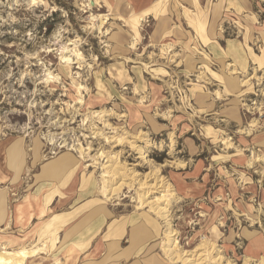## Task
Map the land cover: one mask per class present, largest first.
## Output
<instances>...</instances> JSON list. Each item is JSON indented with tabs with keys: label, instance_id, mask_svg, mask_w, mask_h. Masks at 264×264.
<instances>
[{
	"label": "rangeland",
	"instance_id": "1",
	"mask_svg": "<svg viewBox=\"0 0 264 264\" xmlns=\"http://www.w3.org/2000/svg\"><path fill=\"white\" fill-rule=\"evenodd\" d=\"M155 170L180 250L264 257V0H0V245L183 264L139 198Z\"/></svg>",
	"mask_w": 264,
	"mask_h": 264
},
{
	"label": "bare ground",
	"instance_id": "2",
	"mask_svg": "<svg viewBox=\"0 0 264 264\" xmlns=\"http://www.w3.org/2000/svg\"><path fill=\"white\" fill-rule=\"evenodd\" d=\"M97 2L96 1H94V4H96ZM104 23V21L102 22V24ZM82 54V53H81ZM80 53H78V56L79 55H81ZM83 55V54H82ZM77 56V57H78ZM63 59H64V61L65 62H67V64H70L72 61H71V59L72 58H70L69 56H63ZM73 60V59H72ZM74 61V60H73ZM80 61V60H79ZM72 64V63H71ZM82 86H79V88H81ZM81 98V97H80ZM84 103V102H83ZM104 110V109H103ZM112 113V112H111ZM114 113V112H113ZM98 114V113H97ZM97 125V124H96ZM96 132H97V130H96ZM95 131H94V133H96ZM98 133V132H97ZM101 134V133H100ZM99 134V135H100ZM98 135V134H97ZM115 136V135H114ZM113 136V137H114ZM123 136V135H122ZM109 137V136H108ZM116 138V137H115ZM114 138V139H115ZM120 138V137H119ZM123 138V137H122ZM121 138V139H122ZM125 138V137H124ZM124 138H123V140H124ZM121 139H116L115 141H117V145H118V143H121L122 144V142L121 141H123V140H121ZM111 140V139H110ZM126 140V139H125ZM132 140V139H131ZM111 141H113V142H115L113 139L111 140ZM130 142V141H129ZM133 142V141H132ZM135 143H136V141H135ZM134 143V144H135ZM125 144V143H124ZM132 145H133V143H132ZM114 146V145H113ZM136 146V145H135ZM137 147V146H136ZM92 148V147H91ZM88 149V148H87ZM140 150V153H142V149H139ZM104 152L105 151H102L101 153H100V155L99 156H101V155H103L104 154ZM81 153V152H80ZM85 154V153H84ZM114 155H116L115 157V159H118L119 158V153L117 154V152H116V154H114ZM145 155V154H144ZM113 156V155H112ZM146 157V156H145ZM145 157H143V158H145ZM96 160V159H95ZM119 160H120V158H119ZM108 161V160H107ZM117 161V160H116ZM121 161V160H120ZM110 162V161H109ZM119 163V162H118ZM117 163V165L115 166V164L114 165H112V166H110V165H105L106 167H110V170H106L105 172H103V175L104 176H108V175H106V173L108 174H112V176H115V175H118V176H124V177H128L129 176V173H132V174H134V175H138V174H135V170L134 171H132L133 170V168H132V170L130 171V169L131 168H128V166L126 167L125 166V164L124 165H122V163H119L118 164ZM103 164V163H102ZM104 165V164H103ZM103 168V167H102ZM101 168V169H102ZM105 168V167H104ZM159 172V170H155V172H153L152 174H147L146 175V178L147 179H149V178H151V179H153V182L151 181H149V180H147L146 182L144 181V182H141V181H139L138 179H137V177H136V179L140 182V184L141 185H145L146 186V190L143 192L144 194H140L141 196L139 197L140 199L142 198V200H143V202H142V204H145V205H149L150 206V208L155 212V213H157V215H159V216H161L164 220H166L167 221V225H168V229H167V232H166V237H167V239H168V241H166V248L164 249V251H165V253H166V255L171 259V261H174V262H177V261H181V262H183V264H191V263H193V264H222V261H221V256L220 257H216V258H214L213 259V256H212V252H213V250H211L212 249V244H210L209 243V245H208V243H204L201 247L202 248H200V249H202L200 252L199 251H196V250H194V251H192V252H190V254L188 253V252H186L185 253V251H182V250H180L179 249V245H178V242L176 241V239L174 238H172V237H174L175 235H176V233H175V231L171 228V219L169 218V213H168V208L166 207V206H164V205H162V206H160V205H158V203L159 202H162V201H164L165 200V197H168V196H171L172 194H174L173 192V189H172V186H171V184L163 177V176H161V175H159L160 173H158ZM131 175V174H130ZM134 175H133V177H134ZM109 177V176H108ZM129 177H131V176H129ZM121 179V178H120ZM135 179V180H136ZM116 180V179H115ZM125 180V179H124ZM134 180V179H133ZM106 181V180H105ZM105 181H103V183L105 182ZM143 181V180H142ZM108 182H109V180H108ZM111 182V181H110ZM119 182V181H118ZM132 182V181H131ZM129 183H130V181H129ZM134 183V182H133ZM136 183V182H135ZM116 183H114V185H115ZM127 184H128V182H127ZM132 184V183H131ZM139 184V185H140ZM143 185V186H144ZM108 187H109V193H110V195L112 194L113 195V193L115 192V191H120L121 192V186L122 185H119L118 186V184H117V186H112L111 184L109 185H107ZM134 186V185H133ZM142 186V187H143ZM104 187H105V185H104ZM123 187V186H122ZM121 189V190H120ZM106 191H107V188L105 189ZM153 192H160V196L159 197H156L155 196V199L154 200H151V198L150 199H147V197H148V195L149 194H151V193H153ZM171 192V193H170ZM107 193H108V191H107ZM118 193H116V195H117ZM116 195H114V196H116ZM108 197H110L109 195H108ZM4 218H6V214L4 215ZM6 221V219L4 220V222ZM10 227V226H9ZM7 229V228H6ZM1 230V229H0ZM206 242V241H205ZM208 242V241H207ZM198 247H200V246H198ZM198 247H197V249H198ZM215 247V246H214ZM40 249V248H39ZM214 249V248H213ZM199 250V249H198ZM39 252V251H38ZM37 253V249H33V250H26V249H19V250H15V249H9V247H8V244L6 245V244H4V245H0V264H26L27 263V257H29V256H33V255H35ZM196 258H198V259H201V261L200 262H196L195 263V261H196ZM226 264H233V263H230V262H227ZM257 264H264V257L257 263Z\"/></svg>",
	"mask_w": 264,
	"mask_h": 264
}]
</instances>
